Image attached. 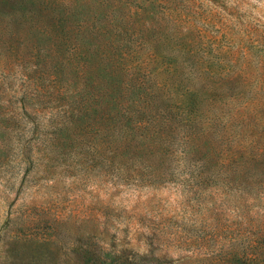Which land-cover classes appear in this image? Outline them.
Masks as SVG:
<instances>
[{
    "label": "trees",
    "instance_id": "16d2710c",
    "mask_svg": "<svg viewBox=\"0 0 264 264\" xmlns=\"http://www.w3.org/2000/svg\"><path fill=\"white\" fill-rule=\"evenodd\" d=\"M170 17L160 0H0V185L33 166L175 185L189 207L175 240L207 264H264V124L190 85L203 62ZM91 244L82 264H151Z\"/></svg>",
    "mask_w": 264,
    "mask_h": 264
},
{
    "label": "rangeland",
    "instance_id": "374dc122",
    "mask_svg": "<svg viewBox=\"0 0 264 264\" xmlns=\"http://www.w3.org/2000/svg\"><path fill=\"white\" fill-rule=\"evenodd\" d=\"M160 2L173 17L171 29L178 27L202 59L190 85L219 97L222 116L264 124V0ZM20 63L12 65L15 73ZM62 173L21 167L11 186L0 185V264H82L81 249L93 241L125 253L144 249L151 264H207L208 251L174 239L189 212L180 187L112 186L101 175Z\"/></svg>",
    "mask_w": 264,
    "mask_h": 264
}]
</instances>
